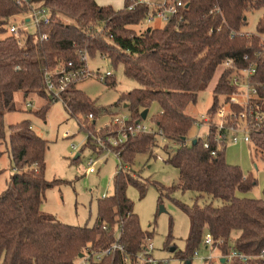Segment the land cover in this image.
<instances>
[{
    "label": "trees",
    "instance_id": "obj_1",
    "mask_svg": "<svg viewBox=\"0 0 264 264\" xmlns=\"http://www.w3.org/2000/svg\"><path fill=\"white\" fill-rule=\"evenodd\" d=\"M184 1L185 7L162 27L148 26L136 32L133 26L148 8L141 3L129 8L133 0H125L120 9L98 5L95 0H0V143L6 140L4 115L16 110L14 96L21 92L46 97L47 102L37 111L43 114L51 100H60L68 115L87 132L84 147L92 146L94 120L85 124L80 118L86 113L97 116L101 108L74 83L53 98L45 89L43 76L61 64L77 66L83 52L91 57L104 55L114 67L122 65L125 77L138 83L116 102L126 104L129 122L139 120L141 111L149 110L153 103L158 105L149 118L155 132L129 134L112 147L122 166H131L138 153L153 155L152 147L160 135L177 144L171 151L166 146L163 150L165 162L177 168L181 181L168 187L153 184L167 195L176 190L194 191L199 198L211 199L203 203L195 199L191 205L174 200L189 217L184 249L173 251L176 259L192 264L204 232H208L222 256L233 248L252 256L246 262L232 258L221 264H264L259 256L264 250V184L261 198L244 195L257 179L227 162L226 142L215 140L212 120L220 96L228 100L236 92L229 82L232 68L224 67L225 61L232 60L233 70L252 67L250 81L257 92L251 106L261 119L248 123L249 137L255 153L264 155V11L254 32L242 31L248 24L247 13L264 9V0ZM36 7L49 10V21L35 25L34 32H27L21 40L15 39L9 33V19ZM220 65L223 69L205 113L209 117L207 133L188 143L187 134L197 120L186 113V107L196 102L198 92L208 86ZM105 83L114 86L115 80L111 76ZM231 109L238 113L245 107L231 105ZM46 148L47 142L28 120L9 125L7 150L14 171L0 192V264H74L87 245L101 250L113 241L127 245L126 252L113 251L89 264H124L123 256L135 258L149 235L140 228L126 187L132 184L143 193L145 184L121 168L113 178V193L98 198L94 222L65 224L41 210L45 189L61 182L45 179ZM170 242L168 238L166 244Z\"/></svg>",
    "mask_w": 264,
    "mask_h": 264
},
{
    "label": "rangeland",
    "instance_id": "obj_2",
    "mask_svg": "<svg viewBox=\"0 0 264 264\" xmlns=\"http://www.w3.org/2000/svg\"><path fill=\"white\" fill-rule=\"evenodd\" d=\"M264 9L248 12V24L242 30L254 32L256 23ZM30 13L15 15L9 19L8 27L11 24L26 25V29L20 31L21 39L27 32H34V25L26 23ZM164 21L159 18L152 20L150 24L140 21L133 26L136 32L142 31L147 26L162 27ZM8 31V28H7ZM8 33V32H7ZM9 34V33H8ZM88 55V54H87ZM104 55L97 54L95 57L88 55L87 63L94 72L90 78L78 81L75 88L84 92L95 104L101 108L102 112L97 116L91 113L81 116L82 122L90 123L94 120L95 136H106L115 134L120 125L115 123V118L129 117V111L124 106L125 103H116L122 93L138 87L135 80L125 77L122 65L114 67ZM105 57V56H104ZM223 66L220 65L208 86L199 91L195 103L186 107V113L196 120L206 113L212 104L213 89L218 80ZM96 71H110L115 80V85L110 86L96 77ZM47 98L37 93H30L24 96L17 92L14 96L16 110L6 112L4 115L6 140L0 143V192L7 185L10 175L13 173L12 163L8 154L9 125L22 120H28L34 132L47 142L44 155L45 170L44 176L48 181L54 179L61 180L52 187L46 188L43 193L41 210L53 216L56 220L70 225H91L97 212L98 198L113 193V178L119 170L121 164L118 157L112 152L102 151L96 141L92 140L91 145L84 147L87 142V132L79 128L74 117L68 115L62 102L51 100L47 111L43 114L37 112L45 105ZM223 96L219 98V104L226 107ZM30 104V105H27ZM218 104V105H219ZM227 109V107H226ZM158 110V105L153 103L148 110L146 124L155 130V126L149 119ZM227 111V110H226ZM212 120L219 121L215 115ZM207 127L205 123L200 126L195 122L186 137L189 143L199 135H205ZM177 144L162 136H156V145L152 147L153 155L148 153H138L129 170L130 174L140 183L145 184L144 192L132 184L126 187V195L131 200L133 211L136 214L140 228L149 235V240L153 245V255L157 258L164 257L174 264H184L176 259L174 250H183L185 239L189 232V217L176 205L174 200H179L187 205H191L195 199L199 203L211 200L207 196L198 197L194 191L176 190L169 195L166 191L158 189L152 181H156L163 186L179 184L180 174L174 166L165 162V146L171 151ZM93 147V148H92ZM99 151V153H98ZM78 155V156H77ZM256 154L253 144L249 142H239L237 144L226 142L225 157L228 163L239 165L244 173H252L257 179V184L244 195L252 198H261L264 184V155ZM76 156L78 157L76 160ZM94 160L95 171L87 172L89 159ZM162 193L161 201L159 196ZM217 204L218 201L214 200ZM164 210L160 211V207ZM170 236V237H169ZM171 242L166 244L167 239ZM221 253L217 249L207 248L203 244L197 249L192 264H221ZM211 257L208 260H202Z\"/></svg>",
    "mask_w": 264,
    "mask_h": 264
},
{
    "label": "built area",
    "instance_id": "obj_3",
    "mask_svg": "<svg viewBox=\"0 0 264 264\" xmlns=\"http://www.w3.org/2000/svg\"><path fill=\"white\" fill-rule=\"evenodd\" d=\"M20 1V0H18ZM141 3L147 6V13L145 17L142 19L146 24H150L153 19L159 18L165 23L170 21L173 16L177 15L179 9L185 7L184 0H133V4L129 6L132 8L134 4ZM30 16L26 20V23H32L34 26L49 21L50 12L45 7H36L31 8L29 11ZM26 29V25H18L15 24L9 25V33L13 35V37L17 40H21L20 34L22 30ZM87 53L80 54V63L75 66L71 62L67 64H61L56 66L54 69L46 71L44 73V84L45 89L53 98H59L60 94L68 84L76 83L83 79L90 78L94 72H91L88 63H87ZM105 58L106 57H102ZM224 67H231L232 70L229 74V82L236 89V92L233 93L228 100L224 102L227 104L225 106H221L220 104L216 107V110L213 114L219 118V121H214L213 124L215 127V140L217 142H227L237 144L239 142H249V122L252 120L261 119V115L254 111L251 106V100L256 95V87L250 81V76L254 73V69L252 67L242 68L240 70H233L232 60L227 59L223 64ZM112 76L110 71H96V77L103 82H106ZM30 105V104H27ZM231 105H237L245 107L240 112L235 113L231 109ZM227 110V111H226ZM92 117V114L89 115ZM129 117L123 116L122 118H115V123L120 125L117 132L115 134H109L105 137L94 136L93 139L96 141V145L101 147L102 151L112 152V147L117 146L118 143L123 142L126 137L131 134L136 133H147V132H155L156 129H152L148 126L145 120L139 119L135 122H129ZM197 123L201 126L202 123L206 124V127L209 126V117L204 114L200 117V122ZM206 135V134H205ZM205 135H199L198 137H202ZM205 147H208V143H204ZM113 153V152H112ZM117 155L116 153H114ZM128 168V166H122V163L119 166L120 169ZM95 171L94 168V160L89 159V168L87 172L92 173ZM118 239V236H117ZM148 241V240H147ZM145 242L142 244L141 251L137 254V256L133 259L130 257L123 256L124 264H142L143 262H150L152 264H156L158 261H162L165 264H174L167 258H157L153 255V245L151 242ZM202 244L207 248H214L212 236L208 232H204L203 242ZM127 250V245L122 244L118 241H113L108 247L95 250L90 245H87L81 251L80 257L75 261L74 264H89L92 261L99 262L102 257L110 254L113 251H119L121 253H125ZM197 255V251L194 256ZM260 258L264 259V250H262L259 255ZM252 256L244 254L236 249H231L227 255H221L220 259L231 260L232 258H238L241 262H246ZM211 257L202 259L208 260Z\"/></svg>",
    "mask_w": 264,
    "mask_h": 264
},
{
    "label": "crops",
    "instance_id": "obj_4",
    "mask_svg": "<svg viewBox=\"0 0 264 264\" xmlns=\"http://www.w3.org/2000/svg\"><path fill=\"white\" fill-rule=\"evenodd\" d=\"M98 5H111L114 9H120L124 6L125 0H95ZM248 17V16H247ZM165 24V23H164ZM148 27V26H147ZM246 27V26H245ZM244 27V28H245ZM145 29V28H144ZM248 32L246 30H242ZM126 107V106H125ZM161 258V257H159Z\"/></svg>",
    "mask_w": 264,
    "mask_h": 264
},
{
    "label": "water",
    "instance_id": "obj_5",
    "mask_svg": "<svg viewBox=\"0 0 264 264\" xmlns=\"http://www.w3.org/2000/svg\"><path fill=\"white\" fill-rule=\"evenodd\" d=\"M124 106H126V104H124ZM147 114H148V109H144V110H142L141 113H140V119L145 120V119L147 118ZM194 142H195V140L193 139V140H192V143H194ZM77 156H78V155H77ZM77 156H76V157H77ZM162 210H164V209H163V207L161 206V207H160V211H162ZM170 251H174V247H172V248L170 249ZM80 256H82V255L79 254V257H80ZM220 262H221V263L224 262V259L221 258V259H220Z\"/></svg>",
    "mask_w": 264,
    "mask_h": 264
}]
</instances>
